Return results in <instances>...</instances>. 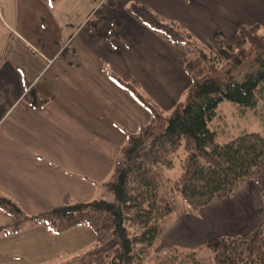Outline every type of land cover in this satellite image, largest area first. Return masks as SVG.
Instances as JSON below:
<instances>
[{
	"label": "crops",
	"instance_id": "obj_1",
	"mask_svg": "<svg viewBox=\"0 0 264 264\" xmlns=\"http://www.w3.org/2000/svg\"><path fill=\"white\" fill-rule=\"evenodd\" d=\"M102 1L0 0V191L28 215L61 206L67 195L78 202L103 199L128 136L151 119L139 94L165 112L188 91L183 51L130 16L131 2L181 23L200 40L216 30L235 35L243 26L264 27V0H111L103 7L117 37L108 43L107 23L95 34L86 26ZM126 76L132 83L122 81ZM30 88L49 100L45 108L25 103ZM3 218L0 227L12 223ZM263 221V201L246 182L231 199L172 215L160 246L202 251L210 237L244 235ZM40 225L0 229V264H64L96 245L91 237L71 254L41 248L32 234L51 239L56 232Z\"/></svg>",
	"mask_w": 264,
	"mask_h": 264
},
{
	"label": "trees",
	"instance_id": "obj_2",
	"mask_svg": "<svg viewBox=\"0 0 264 264\" xmlns=\"http://www.w3.org/2000/svg\"><path fill=\"white\" fill-rule=\"evenodd\" d=\"M108 4L114 3L108 0ZM127 12L183 51L179 64L191 81L186 100L166 116L155 102L139 94L151 119L140 132L128 136L104 183L115 202H78L67 195L61 206L28 215L0 191V211L12 220L0 229L16 231L26 221L56 233L87 225L96 239L95 248L64 264H200L201 249L160 246L164 219L178 213L176 191L183 194L187 210L196 213L214 200L231 199L250 181L264 206V136L243 133L220 144L218 132L210 127L224 100L264 118V32L258 25L243 26L235 35L216 30L200 40L181 23L141 3L131 2ZM103 23L110 27L109 43L117 33L105 7L98 8L86 26L95 34ZM122 81L127 84L133 79L126 76ZM24 101L34 110L49 102L34 88L26 89ZM182 144L186 152L183 173L168 180L162 169L174 166L170 155ZM204 248L216 264H264V221L244 235L210 237Z\"/></svg>",
	"mask_w": 264,
	"mask_h": 264
},
{
	"label": "rangeland",
	"instance_id": "obj_3",
	"mask_svg": "<svg viewBox=\"0 0 264 264\" xmlns=\"http://www.w3.org/2000/svg\"><path fill=\"white\" fill-rule=\"evenodd\" d=\"M104 5H109L108 0H105L104 2L102 1L100 7H103ZM260 28L261 33H263L264 27L260 26ZM186 97L187 93L183 98V102L186 100ZM262 106L263 105L261 104V106L259 107ZM171 112L172 111H165V115L168 116ZM210 127L218 132L217 140L220 144H225L243 133L254 132L260 133L264 136V118L251 110L243 111L238 105L228 100H224L219 104L217 108V116L210 124ZM185 155L186 152L183 144L175 153L170 155V159L174 161V166L172 168L162 169V174L166 179L173 181L178 179L182 175V160L184 159ZM250 183L252 182L250 181ZM104 191L105 197H102L103 199L108 202L116 201L115 196L113 194L108 192L105 188ZM174 201L178 213L183 212L186 209L187 202L181 192H175ZM0 214L2 215V217H4L3 219L5 222L11 221L10 217L5 215L1 211ZM171 218L172 216L166 217L164 219V224H167L171 220ZM80 227H85V231L80 230ZM32 235L34 236V242L36 245L44 243L40 246L41 248L45 244L49 245L53 249V252H55L58 248H65L64 250L65 252H67V254H71L75 249H77L78 246H87L91 244V237L93 239V242L96 243V239L94 235L90 232L87 225L73 227L61 233L52 232L51 239H47L46 236H41L38 233ZM94 248V246L92 248L90 247L88 251L93 250ZM68 258H71L70 255L64 258L61 257L58 262L63 263L64 261L68 260ZM199 262L200 264H216V262L214 261L213 254L206 248L200 252Z\"/></svg>",
	"mask_w": 264,
	"mask_h": 264
}]
</instances>
